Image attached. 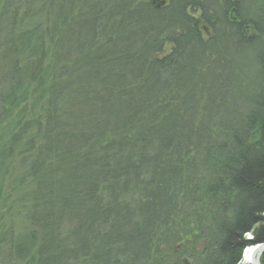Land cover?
I'll return each instance as SVG.
<instances>
[{"label":"trees","instance_id":"16d2710c","mask_svg":"<svg viewBox=\"0 0 264 264\" xmlns=\"http://www.w3.org/2000/svg\"><path fill=\"white\" fill-rule=\"evenodd\" d=\"M261 243L264 0H0V264Z\"/></svg>","mask_w":264,"mask_h":264},{"label":"water","instance_id":"95a60500","mask_svg":"<svg viewBox=\"0 0 264 264\" xmlns=\"http://www.w3.org/2000/svg\"><path fill=\"white\" fill-rule=\"evenodd\" d=\"M264 253V243L257 244L252 247L250 258L246 261L247 264H261L260 257Z\"/></svg>","mask_w":264,"mask_h":264},{"label":"bare ground","instance_id":"6f19581e","mask_svg":"<svg viewBox=\"0 0 264 264\" xmlns=\"http://www.w3.org/2000/svg\"><path fill=\"white\" fill-rule=\"evenodd\" d=\"M252 247L247 248L243 253V260L247 261L250 258Z\"/></svg>","mask_w":264,"mask_h":264},{"label":"rangeland","instance_id":"374dc122","mask_svg":"<svg viewBox=\"0 0 264 264\" xmlns=\"http://www.w3.org/2000/svg\"><path fill=\"white\" fill-rule=\"evenodd\" d=\"M4 211H5V210H2L1 212L4 213ZM248 238L250 239L251 237L248 236ZM252 247H253V246H252ZM247 248H249V247H247ZM247 248H245L244 251H245ZM244 251H243V253H244ZM243 253H242V260H241V263H240V264H247L246 261L243 260Z\"/></svg>","mask_w":264,"mask_h":264}]
</instances>
